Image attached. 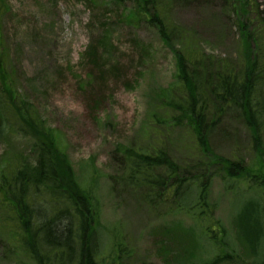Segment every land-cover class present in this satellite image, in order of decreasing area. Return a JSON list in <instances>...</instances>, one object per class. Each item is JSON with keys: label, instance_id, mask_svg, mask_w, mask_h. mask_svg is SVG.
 Returning a JSON list of instances; mask_svg holds the SVG:
<instances>
[{"label": "rangeland", "instance_id": "obj_1", "mask_svg": "<svg viewBox=\"0 0 264 264\" xmlns=\"http://www.w3.org/2000/svg\"><path fill=\"white\" fill-rule=\"evenodd\" d=\"M254 1L264 11V0ZM163 2L168 3L167 12L162 9L163 15L193 32L194 41L202 46L201 57L210 54V61L223 59L235 65L242 50L237 19L244 3ZM0 4V31L4 36L0 43L4 52L0 72L3 75L2 69L8 68L5 73L15 78L8 82L16 84L19 94L36 107L43 122L61 133L78 182L90 188L94 169L98 170L94 188L100 199L99 221L108 236L104 241L102 238L100 248L102 253L111 249L114 253L113 260H105L104 264H213L221 250L212 248L209 239L202 237L200 223L188 214L173 211L180 201L183 208L191 206L197 196L188 202L182 192L175 197V203L164 191L158 203L152 204L142 189L117 181L122 174L117 164L118 146H145L154 125L157 132L167 133L165 144L178 163L192 154L183 129L172 128L171 119L166 123L168 112L159 110L160 117L158 113L160 91L176 79V53L184 48L180 38L175 35L166 42L148 20L127 22L125 15L135 9L128 0L122 4L114 0H0ZM238 5H242L241 9ZM141 8L144 10L143 4ZM148 9L153 13L154 6ZM255 25L260 26L257 22ZM104 36L113 47H102L104 56L94 64L89 60L88 48ZM3 126L0 166L8 156L18 153L36 165L37 145L18 138L21 126ZM223 128L227 130L222 132ZM250 139L246 125L227 116L210 136V143L216 154L244 157L250 163L254 159ZM227 185L218 176L211 181L208 198L214 207L213 221L228 232L243 264H250L254 256L237 233L236 216L245 202L259 195L254 190L246 192ZM1 198L0 195V264H38L5 233L9 227L2 221ZM34 222L33 232L44 219L36 218Z\"/></svg>", "mask_w": 264, "mask_h": 264}, {"label": "trees", "instance_id": "obj_2", "mask_svg": "<svg viewBox=\"0 0 264 264\" xmlns=\"http://www.w3.org/2000/svg\"><path fill=\"white\" fill-rule=\"evenodd\" d=\"M114 1L122 4L126 0ZM128 1L134 3L135 9L125 15L127 22L137 24L148 20L156 25L166 42L176 35L184 45L176 53V79L159 93L158 113L160 117L159 110L168 112L166 123L171 119L172 128L183 129L192 154L182 164L178 163L165 144L167 133L157 132L154 125L151 140L145 146H118L117 164L122 169L118 183L142 189L152 204L158 203L164 191L169 192L175 203V197L182 192L188 202L197 196L191 206L183 208L180 201L179 209L173 211L188 214L200 223L202 237L209 239L212 248L221 250L213 264L232 261L243 264V260L228 232L213 221L214 207L208 198L212 179L220 177L229 183L227 188L254 190L259 198L244 203L236 216L237 233L254 256L250 264H264V11L254 0H240L244 7L237 26L242 50L238 61L231 65L223 59L210 61V54L201 57L202 46L194 41L193 32L163 15L168 3ZM151 5L153 13L148 9ZM256 22L260 24L257 28ZM3 39L0 31L1 44ZM102 47H113L107 36L89 46L87 54L92 63L103 55ZM3 58L4 52L0 49V64ZM6 70L2 69L3 75L0 72V136L5 130L4 124L21 126L18 138L37 145V164L18 153V156H8L0 166V195L4 204L1 215L4 225L9 227L5 233L23 246L38 264H104L110 258L112 261V249L106 254L100 248L102 238L104 241L108 236L99 221L100 199L94 188L98 170L94 169L90 188L78 182L61 133L41 120L36 107L19 94L16 84L8 82L15 78L9 72L6 74ZM227 116L235 117L248 128L252 137V162L213 151L210 136ZM226 130L223 128L222 132ZM207 170L210 175L206 174ZM36 218L44 222L33 232Z\"/></svg>", "mask_w": 264, "mask_h": 264}]
</instances>
